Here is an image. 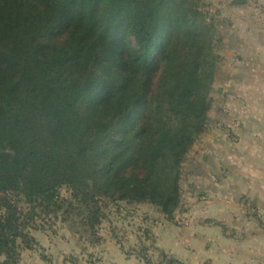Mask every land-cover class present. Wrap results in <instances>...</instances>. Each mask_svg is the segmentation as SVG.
Wrapping results in <instances>:
<instances>
[{"label": "trees", "instance_id": "1", "mask_svg": "<svg viewBox=\"0 0 264 264\" xmlns=\"http://www.w3.org/2000/svg\"><path fill=\"white\" fill-rule=\"evenodd\" d=\"M218 15L211 0H0V264L36 244L20 202L72 206L64 185L93 234L101 199L174 217L210 124ZM146 247V264H184Z\"/></svg>", "mask_w": 264, "mask_h": 264}, {"label": "crops", "instance_id": "2", "mask_svg": "<svg viewBox=\"0 0 264 264\" xmlns=\"http://www.w3.org/2000/svg\"><path fill=\"white\" fill-rule=\"evenodd\" d=\"M211 1L230 70L217 85L206 132L183 163L180 207L167 218L150 203H124L133 212L117 222L120 229L102 224L90 258L79 250L74 264H146L143 245L149 255L162 251L184 264H264V0ZM31 234L36 244L22 249L20 264H51L40 248L62 257L58 264L73 253L67 240L56 249L48 236Z\"/></svg>", "mask_w": 264, "mask_h": 264}, {"label": "rangeland", "instance_id": "3", "mask_svg": "<svg viewBox=\"0 0 264 264\" xmlns=\"http://www.w3.org/2000/svg\"><path fill=\"white\" fill-rule=\"evenodd\" d=\"M215 21L217 24L220 23L219 15L218 17H215ZM217 28L221 39L217 41V51L220 59L217 66L213 91V104L215 105L217 104L218 99V95L216 94L217 85L219 84V81H222L221 79H223L226 74H228L230 70V64L228 63V60L231 58L224 35L220 30V25H218ZM157 79L158 75L154 77V83L157 82ZM187 166L189 165L184 164V171L185 167L187 168ZM59 191L61 198L73 202L72 206H69L68 203H65L63 209L45 213L42 212L39 207L32 209V207L23 200L20 202V204L25 212L35 213L33 224L29 229L30 232L36 230L48 236L49 239H52V241L55 242L54 247L56 249L58 248V243H64V240H67V244L73 252L70 253V257L67 258L68 261L74 262L80 254L79 250H81L82 253H85L86 257L90 258V251L95 246L93 241L96 240L98 236L102 237L100 235L101 228L111 227L113 231H116L115 229H120L119 225H117V222H121L123 218L130 216L133 212V210L127 207L124 203H115L110 199H101L99 204L101 205L102 212L105 214V216L102 219V223L98 227V233L93 234V231L85 223L88 211L87 208L84 207V204L78 199L74 198L70 187L64 185ZM67 207L69 208L68 214L64 213V210ZM113 221H115L116 224L109 225ZM113 226H115V228H113ZM40 252L41 255H44L45 259L51 262V264H58V262L64 260L62 257L59 259L56 255V252H45V250L42 248H40Z\"/></svg>", "mask_w": 264, "mask_h": 264}]
</instances>
